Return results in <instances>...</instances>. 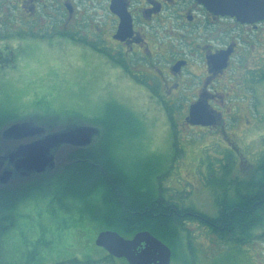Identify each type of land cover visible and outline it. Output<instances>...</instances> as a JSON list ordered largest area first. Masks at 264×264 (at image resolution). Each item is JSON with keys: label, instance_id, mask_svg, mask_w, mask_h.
<instances>
[{"label": "rangeland", "instance_id": "374dc122", "mask_svg": "<svg viewBox=\"0 0 264 264\" xmlns=\"http://www.w3.org/2000/svg\"><path fill=\"white\" fill-rule=\"evenodd\" d=\"M64 40H33L30 54L43 45L48 46L47 52H38L36 60L19 59L17 73L0 76L3 115L30 127L51 120L49 132L90 125L99 133L104 122L111 119L117 159L132 178L156 193L163 187L166 198L209 215L218 211L216 196L231 187L228 182L251 176L264 158V89L261 109L251 112L246 108L241 113L243 120L236 123L238 127L229 130L228 136L236 139L233 143L241 151L237 162L229 156L232 151L222 130L184 125V113L173 111L174 131L169 113L153 95L146 78L134 77L132 70L120 66L118 58L109 52L107 55L106 49ZM63 71L65 78L59 79ZM112 105L119 106L116 114L108 110ZM224 165H228L227 171ZM44 200L40 195L30 200L24 210L34 217L23 216L5 234L0 264H54L64 260L63 264H74L68 260L86 257L102 258L99 264H129L125 257H105V248L95 243L99 231L108 229L106 223L85 212L78 223L75 219L53 221L47 212L40 217L37 213L39 207H45ZM93 201L96 208L103 209L100 197ZM56 209L59 217L79 214L78 208L70 214ZM59 229L71 233L68 252L54 247L60 239ZM205 229L211 231L190 220L181 229L177 243L163 238L172 249L171 264H264V236L257 234L251 242L239 243L221 240Z\"/></svg>", "mask_w": 264, "mask_h": 264}, {"label": "flooded vegetation", "instance_id": "af4514ba", "mask_svg": "<svg viewBox=\"0 0 264 264\" xmlns=\"http://www.w3.org/2000/svg\"><path fill=\"white\" fill-rule=\"evenodd\" d=\"M63 36L74 43L106 49V54L118 58L120 66L128 72L132 70L134 77L146 78L166 112L184 113V125H192L186 119L192 104L203 101L215 115L216 123L194 126L222 130L231 145L229 156L238 162L241 151L228 133L238 127L236 123L243 120L241 113L246 108L259 111L263 104L264 19L243 22L231 15L217 14L199 0H0V76L17 73L21 57L32 61L38 52H47L48 46L43 45L30 54L28 48L33 40ZM223 61L225 67L221 66ZM42 131L2 140L3 147L6 142L9 145L0 157V175L7 169L21 176L53 172L59 156L78 146L63 143L53 147L54 166L40 172L17 166L18 157L12 160L10 156L21 146L45 137L47 131ZM229 185L227 196L236 197L237 185ZM44 199L45 207H39L37 215L43 217L47 212L53 221L69 219L67 215H56V207L70 214L64 202ZM27 204L15 210L16 224L23 216L34 217L24 210ZM77 217L72 215L75 220ZM58 232L63 241L71 235L64 229ZM105 257L114 258L106 249Z\"/></svg>", "mask_w": 264, "mask_h": 264}, {"label": "trees", "instance_id": "16d2710c", "mask_svg": "<svg viewBox=\"0 0 264 264\" xmlns=\"http://www.w3.org/2000/svg\"><path fill=\"white\" fill-rule=\"evenodd\" d=\"M118 107L112 105L108 110L116 114ZM168 113L176 131L173 111L169 110ZM3 114L0 112V157L6 148L2 146V140L6 138L4 131L12 122L21 121H13L10 115ZM110 120L104 122L103 128L90 144L76 146L67 155L59 156L53 172L31 176L15 173L8 183L0 182V252L3 237L16 225L15 210L38 195L62 201L71 211L78 208L77 223L82 221L85 212L126 237L141 230H149L162 240L164 238L177 243L181 229H185L188 221L196 219L208 225L221 240L249 243L257 238V234L264 236V158L251 176L233 181L238 185L236 197L229 198L225 188L218 193V211L215 215H209L196 207L166 198L163 187L156 193L151 187L144 189L143 183L132 178L117 159L115 126L109 124ZM52 122L48 120L40 123L49 131L52 130L49 128ZM224 169L227 171L228 165H224ZM94 197H100L102 210L96 208ZM67 217L73 219L72 215ZM71 241V235L64 241L59 239L55 248L68 252ZM68 261L74 264L100 263L91 257H86L84 261L77 258Z\"/></svg>", "mask_w": 264, "mask_h": 264}, {"label": "water", "instance_id": "95a60500", "mask_svg": "<svg viewBox=\"0 0 264 264\" xmlns=\"http://www.w3.org/2000/svg\"><path fill=\"white\" fill-rule=\"evenodd\" d=\"M209 10L222 15H231L243 22H257L264 19V0H199ZM222 67L226 66L223 61ZM187 120L194 125L209 126L216 123L215 115L201 100L192 104ZM44 130L30 127L20 122L11 124L4 136L20 137L33 135ZM97 131L93 126L85 125L74 129L55 131L45 135L36 143L21 146L10 158L16 157V165L30 170L35 168L43 171L54 166L53 147L59 144L72 145L89 144ZM13 170L7 169L0 175V182L7 183L13 176ZM95 243L104 247L116 257H125L129 264H171L172 249L162 239L149 230L136 232L132 237H126L114 229H105L98 233Z\"/></svg>", "mask_w": 264, "mask_h": 264}, {"label": "crops", "instance_id": "0c3cea01", "mask_svg": "<svg viewBox=\"0 0 264 264\" xmlns=\"http://www.w3.org/2000/svg\"><path fill=\"white\" fill-rule=\"evenodd\" d=\"M64 41H66V42H68V43H71L70 41H67V40H64ZM71 44H72V43H71ZM87 47H89V46H87ZM21 60H23V57H21ZM58 77H59V79H63V78H65V71H63L62 74L58 75Z\"/></svg>", "mask_w": 264, "mask_h": 264}, {"label": "bare ground", "instance_id": "6f19581e", "mask_svg": "<svg viewBox=\"0 0 264 264\" xmlns=\"http://www.w3.org/2000/svg\"><path fill=\"white\" fill-rule=\"evenodd\" d=\"M235 200V199H234ZM195 207V206H194ZM203 211V210H202ZM208 213V212H207ZM215 218V217H214ZM187 222V221H186Z\"/></svg>", "mask_w": 264, "mask_h": 264}]
</instances>
